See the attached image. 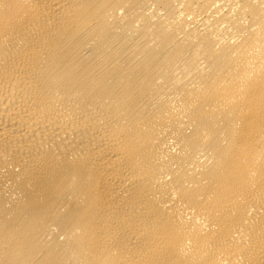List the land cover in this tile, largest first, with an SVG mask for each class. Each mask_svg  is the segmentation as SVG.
<instances>
[{"label":"bare ground","instance_id":"1","mask_svg":"<svg viewBox=\"0 0 264 264\" xmlns=\"http://www.w3.org/2000/svg\"><path fill=\"white\" fill-rule=\"evenodd\" d=\"M0 264H264V0H0Z\"/></svg>","mask_w":264,"mask_h":264}]
</instances>
